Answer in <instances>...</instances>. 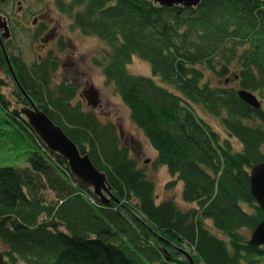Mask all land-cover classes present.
Returning <instances> with one entry per match:
<instances>
[{
  "label": "trees",
  "instance_id": "1",
  "mask_svg": "<svg viewBox=\"0 0 264 264\" xmlns=\"http://www.w3.org/2000/svg\"><path fill=\"white\" fill-rule=\"evenodd\" d=\"M60 9L72 29L109 47L93 64L157 152L155 165L173 179L166 187L182 184L191 208L157 202L155 182L121 144L117 126L73 103L78 86L66 79L52 86L59 69L53 55L28 66L6 48L22 89L106 175L115 200L101 203L76 180L0 93L8 117L0 118V147L4 137L25 132L35 148L25 167L0 165V241L7 247L0 264H189L178 248H188L194 264L264 263V246L249 244L264 218L250 188L251 169L264 162V109L238 95L243 89L264 98V0H202L190 8L70 0ZM135 56L151 76L129 72ZM0 65L11 77L1 48ZM14 93L25 105L16 85ZM197 106L220 119L240 151Z\"/></svg>",
  "mask_w": 264,
  "mask_h": 264
},
{
  "label": "rangeland",
  "instance_id": "2",
  "mask_svg": "<svg viewBox=\"0 0 264 264\" xmlns=\"http://www.w3.org/2000/svg\"><path fill=\"white\" fill-rule=\"evenodd\" d=\"M40 1L42 0H23V5L27 6L31 13L36 14L43 8ZM11 8L16 10L15 0H6L4 4L1 5V9H3L5 13H8ZM31 15L32 14H26L25 18H22L24 24L28 28L32 27ZM47 20L51 21L53 24L58 20L62 22L60 18H47ZM62 24L66 25L65 33L68 31L67 34L70 35V40L69 42L67 41V45L70 47L69 52H74V58L68 59V57H64L62 59V62L64 61L66 66L65 68L61 67L58 72L54 74L52 77V86L60 82L62 75H67L65 70L69 69L73 62L78 65V82L80 85L83 84L79 92H82V89L85 88L86 84L84 83L89 81L92 83L95 90L98 91L97 103L95 107H92L88 105L86 98L80 95H78V98L73 103L80 102L84 111H94L102 123L111 122L117 126L121 144L128 147L131 157L137 161L140 168L144 169L146 175L155 182L157 188V202L169 198L173 199L182 209L191 208V205L184 203L182 200V184L178 183L173 189H168L166 187L173 179L170 177L165 167L155 165L157 152L149 145L143 133L133 124L128 108L122 102L114 86L106 83L101 68L93 64L95 59H99L102 53L109 49L107 44L98 37L87 36L80 31L70 33L68 27L71 24L70 18H67ZM40 46L41 44L39 42H33L31 40L27 31H16L14 33V43H12L13 52L28 66H31L39 55L42 56L45 54V50L43 51L44 48ZM56 52L54 53L57 54ZM127 68L133 75L151 76L149 65L136 56L133 57L131 64H129ZM0 79L4 82L0 87V93L4 96L5 100L9 102L10 108L17 110L22 108L24 105L19 103V99L16 98L14 93L15 84L12 78L5 73L1 65ZM214 84H224V82L214 81ZM256 95L264 103V98H261L258 93H256ZM262 108L264 109V104ZM196 109L199 116L218 132L222 139H229L231 141L234 150H241V144L236 139L230 138L227 135L219 118L210 115L199 106H197ZM0 118L5 119L8 117L6 114L0 113ZM5 126L6 124L3 123L2 127L5 128ZM4 138V142H8L7 145L0 147V165L12 167L27 166L28 157L35 148L34 145L32 146V142L26 133L23 132V135L19 133L14 134L11 138L13 139L12 142L10 136ZM1 140L0 145L3 143V138ZM146 160H148V163L145 162ZM46 196L48 200L54 199L51 192H47ZM185 249L188 251V248ZM4 251H7V247L0 241V252ZM180 258L182 257L180 256Z\"/></svg>",
  "mask_w": 264,
  "mask_h": 264
},
{
  "label": "water",
  "instance_id": "3",
  "mask_svg": "<svg viewBox=\"0 0 264 264\" xmlns=\"http://www.w3.org/2000/svg\"><path fill=\"white\" fill-rule=\"evenodd\" d=\"M2 1V0H0ZM155 4L165 7L182 6L186 8L196 7L202 0H152ZM253 1V0H248ZM0 29L3 30L0 38V48L5 58L9 73L16 86L21 90L26 98L27 105L20 108V113L24 116L28 125L32 128L39 140L46 148L62 158H64L73 177L82 185L92 190L101 203L109 204L115 200L106 175L100 172L91 162L87 154H82L77 145L67 136L62 128L52 122L48 116L40 110L33 100L26 94L20 86L14 74L11 62L4 47L2 38L9 37L7 22L0 16ZM98 91H94L89 105L95 107ZM239 98L254 109L262 110L263 103L254 93L240 89ZM264 114V111H263ZM148 163V160L145 161ZM251 193L264 212V162L255 165L250 173ZM249 244L256 247L264 246V218L262 222L252 232ZM178 251L186 256L189 264H194L192 257L182 248Z\"/></svg>",
  "mask_w": 264,
  "mask_h": 264
},
{
  "label": "flooded vegetation",
  "instance_id": "4",
  "mask_svg": "<svg viewBox=\"0 0 264 264\" xmlns=\"http://www.w3.org/2000/svg\"><path fill=\"white\" fill-rule=\"evenodd\" d=\"M5 1L6 0L0 1V16L7 22V27L9 29V37L7 39L2 38L3 44L4 46H6L5 48L8 49V53L12 57H19L15 55V53L13 52L14 50L12 49V43H14V33L16 31H27L29 36L31 37V40L33 42H39L41 44L40 47L44 48L43 51L45 50V54L42 56L39 55L34 62L41 61L51 54L53 55V58L57 62V64H59V69L61 67L65 68L66 64L64 63V61L62 62V59L64 57H68V59L74 58V52H69L70 47L67 45V41L69 42L70 35L67 34L68 31L65 33L66 25L62 24V22L65 21L67 18L69 19L70 16L67 12L62 11L60 9V6L62 4L68 3L70 0H42L40 2L43 5V8L40 10V12H37L36 14L31 13L30 9L27 6L23 5V0H15L16 10L11 8L8 13H5V11L1 9V5L4 4ZM26 14H32L31 28H28L23 22L22 18H25ZM47 18H60L62 22L58 20L53 24L51 21H48ZM68 27L70 29V33L78 31L72 29L71 24ZM2 32L3 30L0 29V38ZM54 52H56L57 54H55ZM65 72L67 73V75H62L60 81L66 79L69 83L73 84L74 86H78L80 90L83 84L80 85L78 82V65L74 64L73 62L70 68L65 70ZM84 84H86V86L84 89H82V92H79V95L84 96L87 100V103L89 104V101L92 98V94L96 90L92 83H90L89 81H86Z\"/></svg>",
  "mask_w": 264,
  "mask_h": 264
}]
</instances>
